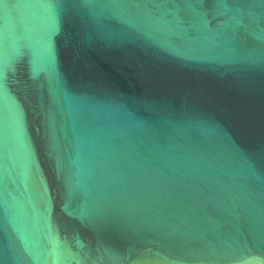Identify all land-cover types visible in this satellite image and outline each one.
Masks as SVG:
<instances>
[{
	"label": "water",
	"instance_id": "95a60500",
	"mask_svg": "<svg viewBox=\"0 0 264 264\" xmlns=\"http://www.w3.org/2000/svg\"><path fill=\"white\" fill-rule=\"evenodd\" d=\"M0 264H264V0H0Z\"/></svg>",
	"mask_w": 264,
	"mask_h": 264
}]
</instances>
